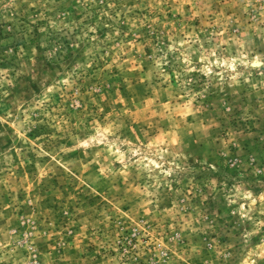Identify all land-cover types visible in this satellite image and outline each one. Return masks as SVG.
<instances>
[{
    "label": "rangeland",
    "instance_id": "obj_1",
    "mask_svg": "<svg viewBox=\"0 0 264 264\" xmlns=\"http://www.w3.org/2000/svg\"><path fill=\"white\" fill-rule=\"evenodd\" d=\"M0 264H264V0H0Z\"/></svg>",
    "mask_w": 264,
    "mask_h": 264
}]
</instances>
